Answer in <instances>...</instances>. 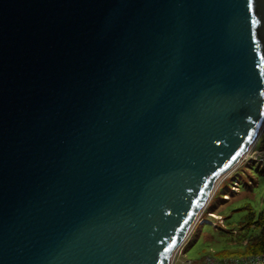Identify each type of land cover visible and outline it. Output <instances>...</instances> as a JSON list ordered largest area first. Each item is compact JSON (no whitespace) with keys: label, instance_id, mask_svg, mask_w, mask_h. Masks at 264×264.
<instances>
[{"label":"water","instance_id":"water-1","mask_svg":"<svg viewBox=\"0 0 264 264\" xmlns=\"http://www.w3.org/2000/svg\"><path fill=\"white\" fill-rule=\"evenodd\" d=\"M263 129L264 0H0V264H171Z\"/></svg>","mask_w":264,"mask_h":264},{"label":"rangeland","instance_id":"rangeland-1","mask_svg":"<svg viewBox=\"0 0 264 264\" xmlns=\"http://www.w3.org/2000/svg\"><path fill=\"white\" fill-rule=\"evenodd\" d=\"M259 140L263 143L255 144L247 159L218 183L211 201L174 264H184L186 260H201L209 255L216 257L223 251L243 250L242 245L236 242L245 232L240 229V221L251 210L257 214L264 212V166L250 164L256 162L255 156L264 157V129L257 142ZM254 232L253 230L250 234Z\"/></svg>","mask_w":264,"mask_h":264},{"label":"trees","instance_id":"trees-1","mask_svg":"<svg viewBox=\"0 0 264 264\" xmlns=\"http://www.w3.org/2000/svg\"><path fill=\"white\" fill-rule=\"evenodd\" d=\"M263 140V137H262ZM262 140H259L256 145ZM255 145V146H256ZM259 166H264V162L259 163L256 161L255 163ZM262 174L264 175V169L262 170ZM239 188V187H238ZM240 229L245 231L243 236H239L237 238V244L242 245L243 250H238L235 252H227L223 251L219 254V257H248V256H257L264 255V212L255 213L251 210L248 215L240 221ZM255 231L253 234H250L251 231ZM242 235V234H241ZM216 256V257H218Z\"/></svg>","mask_w":264,"mask_h":264},{"label":"built area","instance_id":"built-area-1","mask_svg":"<svg viewBox=\"0 0 264 264\" xmlns=\"http://www.w3.org/2000/svg\"><path fill=\"white\" fill-rule=\"evenodd\" d=\"M252 149H253V147L246 154V156H245L243 161H245V159H247V156L249 155V153H250V151ZM259 156L260 155L255 156V158L257 159L256 161L259 160V162H261V163L264 162V157H262V156L259 157ZM204 211L198 217L197 222L200 221L199 219H201L200 217L203 215ZM201 221L203 223L204 219L201 220ZM188 238H189V236H188ZM187 239H186V241H187ZM185 242L183 243V245L177 251V253H176V255H175V257H174V259H173L171 264L175 263L176 258L181 253ZM176 264H178V262ZM184 264H264V255L248 256V257H240V258H222V259L218 258V257H215V256H210L209 255V256H205L201 260H197V261L186 260L184 262Z\"/></svg>","mask_w":264,"mask_h":264}]
</instances>
